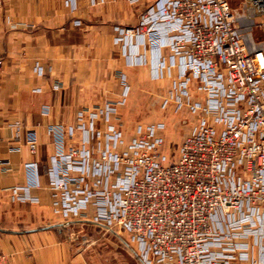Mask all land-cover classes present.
Masks as SVG:
<instances>
[{
	"label": "built area",
	"instance_id": "2783aa9c",
	"mask_svg": "<svg viewBox=\"0 0 264 264\" xmlns=\"http://www.w3.org/2000/svg\"><path fill=\"white\" fill-rule=\"evenodd\" d=\"M252 4L264 12V0ZM247 19L227 0H154L136 25L116 27L126 63L146 62V48L154 78L176 68L161 108H187L197 121L173 159L161 151L163 121L140 124L125 139L112 123L129 92L120 73L118 98L81 107L76 125L50 127L69 139L80 134L79 146L54 157V208L87 217L92 207L95 223L129 233L145 264H264V44ZM33 70L44 73L38 62ZM12 198L29 199L28 186L12 187Z\"/></svg>",
	"mask_w": 264,
	"mask_h": 264
},
{
	"label": "crops",
	"instance_id": "0c3cea01",
	"mask_svg": "<svg viewBox=\"0 0 264 264\" xmlns=\"http://www.w3.org/2000/svg\"><path fill=\"white\" fill-rule=\"evenodd\" d=\"M153 1L2 0L0 253L4 264H145L129 233L95 223L92 207L87 210V217L63 215L54 208L50 187L54 157L65 154L71 144L79 146L80 134L76 130L69 139L50 127L76 125L81 107L118 98L122 89L120 73L125 74L129 91L136 80L134 74L140 71L150 79H167L171 84L176 68L170 70L169 76L154 78V55L148 49H143L146 62L128 64L123 46L114 39L116 27L136 25L141 11ZM163 53L167 57L169 50L164 48ZM36 62L43 67L42 75L33 70ZM56 83L57 89L53 88ZM193 88L192 95L200 98ZM121 106L117 107V115ZM14 122H19L18 132ZM112 123L122 129L125 139L131 137L117 118ZM97 125L105 127L101 120ZM29 129L35 137L34 150L26 140ZM88 146L93 148L94 144L90 142ZM14 186H28L30 198H12ZM56 225L103 230L105 236L96 240L106 244L103 256H98L93 246L77 248L61 239L62 231ZM85 234H81L82 241L89 242ZM247 244L249 252L256 256L258 247L253 236L247 237ZM242 263L250 264V260Z\"/></svg>",
	"mask_w": 264,
	"mask_h": 264
},
{
	"label": "rangeland",
	"instance_id": "374dc122",
	"mask_svg": "<svg viewBox=\"0 0 264 264\" xmlns=\"http://www.w3.org/2000/svg\"><path fill=\"white\" fill-rule=\"evenodd\" d=\"M227 1L236 14H245L248 18H251L252 22L248 30L256 43L264 44V12L256 10L252 0ZM134 75L136 80L130 88L126 101L118 111L117 119L127 136H131L140 124L163 121L165 128L163 130L164 142L161 151L169 159H173L177 155L182 138L197 121V116L187 108L176 111L172 108H161V97L170 87V80L155 81L142 71L136 72ZM56 226L58 230L62 231L61 239L67 240L77 248L87 249L93 246L96 248V254L100 257L103 256L102 251L106 244L101 240L97 241L98 243L96 242L98 238L102 239L105 236L103 230L85 225ZM82 233H86L89 242L82 241ZM0 255L4 263L3 254L0 253Z\"/></svg>",
	"mask_w": 264,
	"mask_h": 264
},
{
	"label": "bare ground",
	"instance_id": "6f19581e",
	"mask_svg": "<svg viewBox=\"0 0 264 264\" xmlns=\"http://www.w3.org/2000/svg\"><path fill=\"white\" fill-rule=\"evenodd\" d=\"M252 22V20H248L247 19V24L250 25V23Z\"/></svg>",
	"mask_w": 264,
	"mask_h": 264
}]
</instances>
